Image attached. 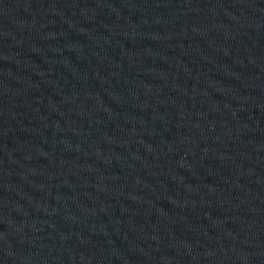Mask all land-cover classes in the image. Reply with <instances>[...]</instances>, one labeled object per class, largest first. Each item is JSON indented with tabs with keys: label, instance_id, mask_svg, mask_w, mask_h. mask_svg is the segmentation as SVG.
<instances>
[{
	"label": "water",
	"instance_id": "obj_1",
	"mask_svg": "<svg viewBox=\"0 0 264 264\" xmlns=\"http://www.w3.org/2000/svg\"><path fill=\"white\" fill-rule=\"evenodd\" d=\"M0 264H264V0H0Z\"/></svg>",
	"mask_w": 264,
	"mask_h": 264
}]
</instances>
